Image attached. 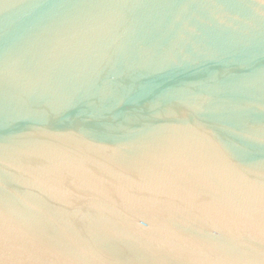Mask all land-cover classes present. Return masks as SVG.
Masks as SVG:
<instances>
[{
  "label": "water",
  "instance_id": "obj_1",
  "mask_svg": "<svg viewBox=\"0 0 264 264\" xmlns=\"http://www.w3.org/2000/svg\"><path fill=\"white\" fill-rule=\"evenodd\" d=\"M0 264H264V0H0Z\"/></svg>",
  "mask_w": 264,
  "mask_h": 264
}]
</instances>
